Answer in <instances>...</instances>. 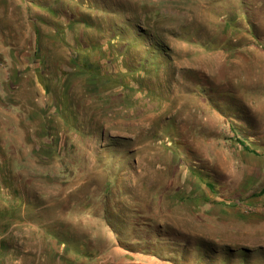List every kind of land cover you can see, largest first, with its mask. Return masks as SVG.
<instances>
[{
	"label": "rangeland",
	"instance_id": "374dc122",
	"mask_svg": "<svg viewBox=\"0 0 264 264\" xmlns=\"http://www.w3.org/2000/svg\"><path fill=\"white\" fill-rule=\"evenodd\" d=\"M0 264H264V0H0Z\"/></svg>",
	"mask_w": 264,
	"mask_h": 264
}]
</instances>
